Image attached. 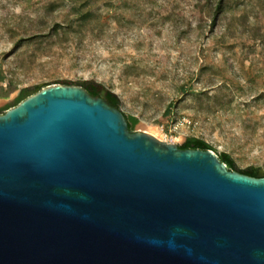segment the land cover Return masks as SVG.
I'll use <instances>...</instances> for the list:
<instances>
[{"label":"water","instance_id":"obj_1","mask_svg":"<svg viewBox=\"0 0 264 264\" xmlns=\"http://www.w3.org/2000/svg\"><path fill=\"white\" fill-rule=\"evenodd\" d=\"M0 264H264V173L44 84L0 113Z\"/></svg>","mask_w":264,"mask_h":264},{"label":"rangeland","instance_id":"obj_2","mask_svg":"<svg viewBox=\"0 0 264 264\" xmlns=\"http://www.w3.org/2000/svg\"><path fill=\"white\" fill-rule=\"evenodd\" d=\"M64 3L0 0V62L13 83L0 112L28 88L93 79L119 96L134 130L179 145L201 138L239 170L264 173V0H231L213 29L201 1L106 0L72 25Z\"/></svg>","mask_w":264,"mask_h":264},{"label":"trees","instance_id":"obj_3","mask_svg":"<svg viewBox=\"0 0 264 264\" xmlns=\"http://www.w3.org/2000/svg\"><path fill=\"white\" fill-rule=\"evenodd\" d=\"M102 1H106V0H65L64 5H67V6H70L71 8H73L74 9L73 13H76V15H78L76 20H72L67 25H72V23H74V22L78 23L79 21H81L82 23H87L89 21V18L93 15V13H95L96 10L99 9V6H98L99 2H102ZM153 1L156 2L157 0H153ZM163 1H170L171 7L173 9H176V8L180 7V4H181L182 8H189L190 6H188L187 2L192 1V0H186V4H183V2H182L183 0H163ZM195 1H201L202 6L198 7L199 10H201V9L203 10L204 16H201V18H205L208 21L210 29H213L218 23V19L220 17L221 12L225 11L226 9H228L230 7V1L231 0H195ZM237 5L238 6L241 5L239 1L237 2ZM80 29L81 28L78 27V28L72 29V30L78 31ZM22 40H24V38H22L18 42H16V45H20ZM65 82L67 83L68 81H65ZM12 84H13L12 80L9 78L5 68L3 67V65L0 62V97H8L9 96L10 86ZM73 84H79V85L83 86L93 95H101L99 86L102 84H99V83L95 84L93 79L81 80V81H79L77 83H73ZM35 90L31 89V88L26 89L24 92H22L19 95V97H17V99L14 100L15 101L14 104L11 103L7 107H5L2 112H4L10 106L17 104L20 100H22L27 95L34 92ZM190 92L194 93L196 91H190ZM184 94H185V92L182 89H180L178 91L177 96H176V100L178 98L182 97ZM105 98L108 100V102L110 104H112L114 106H119V104H120L119 96L115 92L107 90V92L105 94ZM263 99H264V91L257 94V96H256V100L262 101ZM2 112H0V113H2ZM169 114H171V109L168 108L163 113V119H165ZM126 118L128 121L129 130L134 131L133 126H134L135 118H132V122L130 121L129 117H126ZM180 147L181 148H201V149L211 148V149H213L211 144H209L205 140H203L201 138H193V137L187 138L180 145ZM218 154H219L220 159L227 163L229 169L237 170L241 173L249 174L252 176L257 175V174L250 173L247 171H241L238 168H236V165L230 162L229 155L227 152H221Z\"/></svg>","mask_w":264,"mask_h":264},{"label":"bare ground","instance_id":"obj_4","mask_svg":"<svg viewBox=\"0 0 264 264\" xmlns=\"http://www.w3.org/2000/svg\"><path fill=\"white\" fill-rule=\"evenodd\" d=\"M142 129H144V131L145 130H148V129H145V128H142ZM149 131V130H148ZM155 136H156V134L155 133H153ZM157 137V136H156ZM160 139V138H159ZM178 140H180V138H178Z\"/></svg>","mask_w":264,"mask_h":264},{"label":"flooded vegetation","instance_id":"obj_5","mask_svg":"<svg viewBox=\"0 0 264 264\" xmlns=\"http://www.w3.org/2000/svg\"><path fill=\"white\" fill-rule=\"evenodd\" d=\"M102 96H104V97H105V95H102Z\"/></svg>","mask_w":264,"mask_h":264}]
</instances>
